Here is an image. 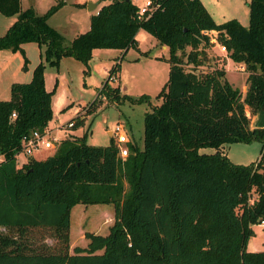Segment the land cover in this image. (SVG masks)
I'll use <instances>...</instances> for the list:
<instances>
[{
	"label": "trees",
	"instance_id": "obj_1",
	"mask_svg": "<svg viewBox=\"0 0 264 264\" xmlns=\"http://www.w3.org/2000/svg\"><path fill=\"white\" fill-rule=\"evenodd\" d=\"M107 1L65 45L47 23L61 0L42 14L30 5L21 9L20 0H0V14L16 16L0 35V49L23 55L22 45L33 42L50 66L65 56L86 65L92 49L125 51L143 29L167 47L169 64L159 102L143 115L142 148L128 141L123 159L112 136L104 146L86 143L88 124L43 159L17 164L20 138L51 119L55 84L45 90L42 61L29 81L10 84L9 98L0 99V228L6 231L0 264H264V250H246L250 224L264 218V125L249 127L251 115L264 113V0H248L246 26L235 18L216 23L200 0H154L148 17H137L131 0ZM211 31L225 57L243 64L244 93L221 66L197 70L208 61ZM118 67L109 68L97 91L111 100H119L118 86H107ZM82 121L78 113L68 122ZM252 140L261 147L248 164L232 163L221 150ZM204 147L214 152H200ZM75 204H110L113 219L106 234L83 231L86 244L70 247ZM34 229L49 231L55 243L34 244L28 238Z\"/></svg>",
	"mask_w": 264,
	"mask_h": 264
},
{
	"label": "rangeland",
	"instance_id": "obj_2",
	"mask_svg": "<svg viewBox=\"0 0 264 264\" xmlns=\"http://www.w3.org/2000/svg\"><path fill=\"white\" fill-rule=\"evenodd\" d=\"M57 1L60 0H20V7L24 9L30 5L36 14H42ZM61 1V6L48 16L47 23L62 34L63 43L66 45L76 34L88 29L90 14L95 10L94 7L88 11L89 3L99 5L103 0ZM132 1L135 5L143 2L142 0ZM247 3L248 0H228L225 3L221 0L218 8L214 10L209 4L205 3L204 6L217 23L235 18L246 26ZM15 18V15L0 14V35L6 31ZM134 37L135 46L128 47L125 51L110 48L92 49L91 58L86 65L72 56H65L58 61L57 66H50L41 57L43 47H38L33 42L22 45L23 55L19 51L0 49V99H8L11 83L29 81L33 68L42 61L45 90H51L55 84L50 104L52 116L47 125L52 128V135L56 139L81 136L89 124L86 143L104 146L108 144L111 137L107 134V130H112L120 124L128 141L141 149L143 115L159 102L155 99V95L166 82L169 64L167 62L168 49L165 45L159 44L143 29H138ZM206 54L208 61L197 70L207 71L215 66H221L224 68L226 80L244 93L246 89L245 71L237 70L235 63L228 61L225 53L220 51L215 43H212V48L206 50ZM223 59L225 62H222ZM115 63L119 65L118 70L109 78L107 86H118L119 100L125 96L120 101L111 100L103 93H97L107 79V71ZM185 68L190 69L191 65L185 64ZM140 96H145L147 100L129 101V98L137 99ZM78 113L83 117L82 124L78 127H67V122ZM263 125V112L260 116H250V128H260ZM112 140L114 141V138ZM260 147L259 140H252L248 143L223 144L221 150L232 163L248 164L259 157ZM199 151L212 153L214 148L204 147ZM52 152L53 149L41 150L35 153L34 157L40 160ZM22 158V156L19 157L20 160ZM112 219L113 208L110 204H75L70 209L69 215L70 243L77 246L86 244L85 239H79L81 230L106 234ZM250 227L252 234L247 240L246 250H264V218L263 224L254 223L250 224ZM0 232L5 233L6 231L0 228ZM28 238H31L34 244L44 243L51 246L55 243L49 231L45 230L34 229L31 234H28Z\"/></svg>",
	"mask_w": 264,
	"mask_h": 264
},
{
	"label": "built area",
	"instance_id": "obj_3",
	"mask_svg": "<svg viewBox=\"0 0 264 264\" xmlns=\"http://www.w3.org/2000/svg\"><path fill=\"white\" fill-rule=\"evenodd\" d=\"M142 1V4L136 5V15L137 17H148L156 4L154 3V0ZM206 33L209 36L210 42L217 44L220 51L225 53L224 45H222L218 40V33L216 31ZM235 65L237 70L244 71V66L242 63H235ZM13 116L14 113L11 114V117ZM72 124V122H67L66 126L72 127ZM50 132V129L46 125L42 130L33 129L29 133L23 135L19 141L18 152L14 155L16 163H18L19 156L27 158L41 150H54L60 140L56 139L53 135H51ZM110 134L112 138H114L118 157L123 159L127 155V149L125 145L128 142V137L126 133L122 130V126L117 124L112 130H110ZM2 159L3 157L0 155V162ZM259 224H263V220H260Z\"/></svg>",
	"mask_w": 264,
	"mask_h": 264
},
{
	"label": "crops",
	"instance_id": "obj_4",
	"mask_svg": "<svg viewBox=\"0 0 264 264\" xmlns=\"http://www.w3.org/2000/svg\"><path fill=\"white\" fill-rule=\"evenodd\" d=\"M132 1V0H131ZM201 1V3L203 4V5H205V3L206 4H209L210 6H211V8H212V10H214V9H216V8H218V6H219V4H220V1L221 0H200ZM222 1H224V3L225 2H227L228 0H222ZM108 1L107 0H103V1H100V3H99V5H97V4H95V10H94V12L92 13V14H95L96 12H97V10L99 9V7L100 6H102L103 4H106ZM133 2V1H132ZM134 3V2H133ZM93 7V8H94ZM205 7V6H204ZM89 11V10H88ZM92 14H90V15H92ZM216 14V13H215ZM217 23V22H216ZM240 23V22H239ZM241 24V23H240ZM77 35V34H76ZM163 47H165V46H163ZM228 61H229V59H228ZM9 98V97H8ZM2 100H5V99H2ZM255 115H258V114H255ZM257 117V116H256ZM47 127L49 128V126L47 125ZM252 128H254V127H251V129ZM50 129V133H51V135H52V132H53V130H52V128H49ZM107 134L109 135L110 134V130H107ZM110 136H111V134H110ZM20 157V156H19ZM32 158H35L34 157V154L31 156ZM24 159H25V157H23L22 158V160H20L19 158H18V164L19 163H21V162H23L24 161ZM36 159V158H35ZM79 239L81 240V239H84L83 238V231L81 230V232H80V235H79ZM69 243H70V239H69ZM73 243H70V247L71 246H73L72 245ZM250 251H252V250H250Z\"/></svg>",
	"mask_w": 264,
	"mask_h": 264
},
{
	"label": "water",
	"instance_id": "obj_5",
	"mask_svg": "<svg viewBox=\"0 0 264 264\" xmlns=\"http://www.w3.org/2000/svg\"><path fill=\"white\" fill-rule=\"evenodd\" d=\"M94 6H95V4L89 3L88 10H90V9L93 8Z\"/></svg>",
	"mask_w": 264,
	"mask_h": 264
}]
</instances>
